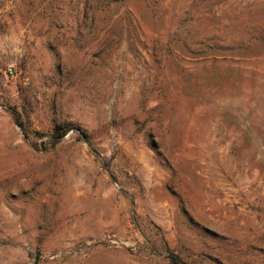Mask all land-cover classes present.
Returning a JSON list of instances; mask_svg holds the SVG:
<instances>
[{
    "label": "rangeland",
    "instance_id": "rangeland-1",
    "mask_svg": "<svg viewBox=\"0 0 264 264\" xmlns=\"http://www.w3.org/2000/svg\"><path fill=\"white\" fill-rule=\"evenodd\" d=\"M0 264H264V0H0Z\"/></svg>",
    "mask_w": 264,
    "mask_h": 264
},
{
    "label": "trees",
    "instance_id": "trees-1",
    "mask_svg": "<svg viewBox=\"0 0 264 264\" xmlns=\"http://www.w3.org/2000/svg\"><path fill=\"white\" fill-rule=\"evenodd\" d=\"M55 129V131L57 132L55 139L56 141H59L66 134V130L61 131V128L59 126H57Z\"/></svg>",
    "mask_w": 264,
    "mask_h": 264
}]
</instances>
